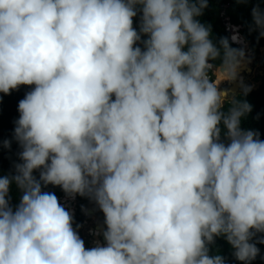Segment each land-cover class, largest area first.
<instances>
[{
    "label": "clouds",
    "instance_id": "clouds-1",
    "mask_svg": "<svg viewBox=\"0 0 264 264\" xmlns=\"http://www.w3.org/2000/svg\"><path fill=\"white\" fill-rule=\"evenodd\" d=\"M208 7L0 0V93L31 86L14 122L19 162L0 175V264H226L211 254L217 238L242 264L256 259L264 139L243 126L249 43L235 29L214 37ZM250 15L264 38L261 3ZM79 197L103 215L92 247Z\"/></svg>",
    "mask_w": 264,
    "mask_h": 264
},
{
    "label": "trees",
    "instance_id": "trees-1",
    "mask_svg": "<svg viewBox=\"0 0 264 264\" xmlns=\"http://www.w3.org/2000/svg\"><path fill=\"white\" fill-rule=\"evenodd\" d=\"M261 3L264 7V0H247L246 3H238L237 0H209V7L205 10L202 22L210 24L214 37L231 36L235 29V32L240 33L244 39L250 44V48L258 50L264 47V38H259L257 31H250L251 25V8L256 3ZM138 17L134 18V27H138ZM143 38V37H142ZM242 47H247L246 44H241ZM233 47H240L237 44H233ZM248 54L249 50H246ZM264 67V58L262 60ZM244 67L240 70L239 75L244 79L245 70ZM249 85V84H248ZM254 88L253 85H250ZM228 87L232 90H240L237 83L228 84ZM31 89V86H20L18 90L11 91L10 94L5 95L0 93V175L9 172L12 169L14 162L18 161L17 153L19 147L17 143L12 140L13 130L15 127V120L18 119L19 113L17 111L18 102L23 99L25 93ZM237 92V91H236ZM252 105V111L247 114L243 126L254 128L261 133V139H264V72L261 76V85L257 90H251L246 97H243ZM12 140L11 148L5 149L3 147L4 140ZM49 191L55 192L57 197L62 196L64 193L58 188L49 186ZM12 204L15 205L19 199V192L13 186L12 191ZM82 197H79V209L77 212V221L83 220V212L81 206L86 207V199L83 201ZM103 218V215L101 214ZM78 223V222H77ZM76 223H74L75 226ZM260 235V234H258ZM260 249V254L256 257L251 264H264V244H257ZM211 254H220L225 257L226 264H242L237 261L233 255V249L223 238H217L215 243L210 246Z\"/></svg>",
    "mask_w": 264,
    "mask_h": 264
},
{
    "label": "rangeland",
    "instance_id": "rangeland-1",
    "mask_svg": "<svg viewBox=\"0 0 264 264\" xmlns=\"http://www.w3.org/2000/svg\"><path fill=\"white\" fill-rule=\"evenodd\" d=\"M247 49L249 50L250 54L247 53V51H246ZM245 52H246V56H251V63L246 65V68H247L245 70V73H246L245 78L246 79H244L243 82L246 85H248V84L253 85L255 90H257L259 88L261 76L264 72V67L262 65V60L264 58V47H261L258 50H253V49H250V44H248V46L245 47ZM227 85L228 84L225 83V84H222L221 86L222 87H228ZM233 91L236 92V91H238V89H234ZM91 204H93V203H91ZM87 214H88V217H87L88 220L82 229L84 236H86V233H87L86 231L89 228H91V225L98 223L99 220H102V218L99 216L97 217L96 215H92L91 213H88V212H87ZM96 240H98V239H96Z\"/></svg>",
    "mask_w": 264,
    "mask_h": 264
},
{
    "label": "flooded vegetation",
    "instance_id": "flooded-vegetation-1",
    "mask_svg": "<svg viewBox=\"0 0 264 264\" xmlns=\"http://www.w3.org/2000/svg\"><path fill=\"white\" fill-rule=\"evenodd\" d=\"M86 198H83V200H85ZM86 203H87V206H89V207H91L92 209H91V214L92 215H96L97 217L99 216L100 217V214H101V212H99L96 208H95V205L94 204H91V202L88 200V199H86ZM84 216H85V220L84 221H81V222H78V224H80L81 225V228L79 229V235L81 236V238L85 241V246L86 247H92V246H94V241H96V239H99V240H101V242L103 241L102 240V236H99V235H93V234H91L93 231H96V227H97V229H100V228H102V230H103V226H97V223L96 224H93V225H91V228H89V229H91L90 231H89V229L85 232L86 233V236H84L83 235V232H82V229H83V227H84V225H85V223L87 222V220H88V214H87V212H85L84 213Z\"/></svg>",
    "mask_w": 264,
    "mask_h": 264
},
{
    "label": "water",
    "instance_id": "water-1",
    "mask_svg": "<svg viewBox=\"0 0 264 264\" xmlns=\"http://www.w3.org/2000/svg\"><path fill=\"white\" fill-rule=\"evenodd\" d=\"M261 85V81H260V83H259V86ZM252 90H255V88H252ZM240 92V90H238L237 92H235V93H239ZM100 226H103L102 224L100 225ZM100 230L102 231V228H100Z\"/></svg>",
    "mask_w": 264,
    "mask_h": 264
},
{
    "label": "bare ground",
    "instance_id": "bare-ground-1",
    "mask_svg": "<svg viewBox=\"0 0 264 264\" xmlns=\"http://www.w3.org/2000/svg\"><path fill=\"white\" fill-rule=\"evenodd\" d=\"M245 48V47H244ZM228 86V85H227Z\"/></svg>",
    "mask_w": 264,
    "mask_h": 264
}]
</instances>
